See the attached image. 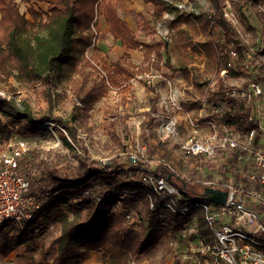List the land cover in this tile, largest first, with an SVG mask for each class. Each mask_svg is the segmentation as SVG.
<instances>
[{
	"label": "trees",
	"instance_id": "obj_1",
	"mask_svg": "<svg viewBox=\"0 0 264 264\" xmlns=\"http://www.w3.org/2000/svg\"><path fill=\"white\" fill-rule=\"evenodd\" d=\"M209 2L210 12L193 16L199 29L213 38L216 50L218 71L215 79L206 83L211 103L215 106L228 91L246 90L250 84L241 88L226 85L222 72L234 73L233 67L237 62L234 56L238 57L240 66L250 63L252 81L264 91V63L260 61V56L264 55V31L257 49L245 45L227 16L226 5L229 2L248 28L256 31L252 22L255 17L252 15L253 8L264 5V0ZM0 14V69L7 74L15 72L16 79L28 87L45 86L44 94L49 101L53 74L60 77L68 70L78 74L77 109L85 114L92 110L109 86L128 90L140 74L152 69L161 70L162 67L175 70L167 40H139L105 0H53L47 12L33 11L30 18L21 14L16 0H0ZM99 18L109 26L115 42L130 50H142L143 66L117 62L106 78L90 80L93 73L102 72L88 57L98 38ZM178 53L180 71L185 80L201 89L192 77L190 67L194 64L193 57L183 55L179 50ZM82 61L85 68L80 69ZM87 68L93 73H87ZM146 86L153 98L148 119L142 124L145 137L147 130L160 127L161 116L167 115L157 90L151 85ZM229 104L227 113L222 117L223 122L237 125L246 133L251 127L246 123L250 114L248 105L235 99ZM182 108L184 112L192 113L202 110V104L183 103ZM1 116L14 123L26 121L36 133L46 131L39 127L40 120L34 118L29 108L18 107L13 100L0 99V151L12 140L10 128ZM58 125L66 130L72 143L63 137L64 144L70 149L72 146L80 148L82 154L77 156L76 164L67 154L56 156L54 163H29L32 167L37 166L29 177V196L34 201L29 210L33 218L16 226L13 236L5 233L8 225L0 226V259L20 251L32 255L37 250L39 235L36 233H48L53 225L60 224V234L39 254V259L31 258L26 264H83L92 252L100 254L102 264H133L139 257H150L164 242L167 252L162 264L173 255L180 257L175 264L212 263L211 257L201 254L205 244L214 242L204 210L201 207L192 208L187 216L173 213L163 207L165 199L153 194L143 181L148 173L165 179L179 191L181 199L178 203L189 206L196 202L208 203L203 198L204 192L219 189L205 187L203 182L209 180L207 177L199 176L196 180L182 176L169 166L167 157L156 165L150 151L148 159L140 156L132 162V155L128 154L104 163L94 159L81 145L74 127L68 126L62 119H58ZM33 153L30 150L29 162L34 161ZM230 154L228 165L236 173L233 184H245L242 170H246L247 166L241 161L242 155L239 151H231ZM193 158L201 169L208 167L204 163L205 156L196 155ZM219 190L227 192L224 188ZM148 195H152L153 210Z\"/></svg>",
	"mask_w": 264,
	"mask_h": 264
},
{
	"label": "rangeland",
	"instance_id": "obj_2",
	"mask_svg": "<svg viewBox=\"0 0 264 264\" xmlns=\"http://www.w3.org/2000/svg\"><path fill=\"white\" fill-rule=\"evenodd\" d=\"M105 1L116 10L120 17L128 21L133 33L140 40L147 42L167 40L175 70L166 67H162V70L152 69L139 75L138 80H133L128 90L108 87L104 96L91 111L85 114L77 109V90L80 85L78 74L70 70L60 77L53 74V87L49 101L44 94L45 86L28 87L16 79L15 72L9 71L10 73L7 74L0 69V99L13 100L18 107L29 108L34 118L40 120L38 122L40 128H51V131L46 129L43 133H36L26 121L14 123L1 116L3 122L10 128V133L17 132L16 134L28 142L30 150L34 151L33 162H29L28 158L22 162L26 176L29 178L40 162L54 163L56 156L62 154H67L68 158L76 164L77 156L82 154V150L75 146L70 149L64 144L63 137H66L70 144L72 143L66 130L58 125V119H62L68 126L78 131L79 141L87 152L94 159H99L104 163L116 156L125 157L128 154L133 158L142 156L148 159L150 151L156 161H162L167 157L169 166L182 176L194 177L196 180L200 178L199 176H205L209 179L207 181L219 183L222 181L235 182L236 173L228 165L231 150L216 152L214 157L206 158L204 163L208 167L204 170L200 168L195 158L187 157L182 150V145L191 137L206 139L210 134V129L202 122L213 118L214 105L211 103L210 91L206 83L213 81L218 71L216 50L213 38L199 29L193 16V14L210 12L209 0ZM16 3L21 14H26L29 7L35 4L33 0H16ZM226 5L228 17L238 30L243 43L257 49L262 40L261 33L264 31V5L259 4L253 8L252 15L255 17L252 22L256 31L248 28V24L240 19L236 9L231 7L229 2H226ZM101 27L104 29V25ZM1 32L0 27V35ZM100 37L102 46L98 47L94 54L90 53L88 57L100 66L102 72L93 73L92 69L87 68V73H93L90 80L101 81L106 78L105 76L114 70L117 62L141 66L140 51H131L132 56H129L125 53L127 50L114 44L109 35L100 34ZM178 50L183 55L193 57L194 64L190 67L192 77L201 89L185 80L180 71ZM235 61L237 62L233 67L234 73L228 74L224 71L222 78L225 79L227 86L241 88L252 82L253 72L252 68L240 66L238 57ZM260 61L264 63V55L260 56ZM79 68H85L84 61L80 63ZM146 85L156 88L161 102L176 101L180 104L200 102L202 110L193 112L187 120L184 115H178L176 111L170 110V113L161 117L178 120V135L170 136L162 133L161 127H154L147 130L145 137L142 124L148 119L147 114L153 98ZM192 119L196 125L195 128L191 125ZM240 134L241 137L245 136V133L241 131ZM9 145L0 152L8 150ZM29 163L36 165L32 167ZM15 228L16 226L11 224L7 226L5 233L13 236ZM60 232V224L53 225L48 233L37 232L36 235H39L36 240L37 250L32 255L24 251L12 253L5 259H0V264H26L31 258L39 259V254L48 248L52 239ZM166 249L167 244L164 242L155 253L153 252L150 261L146 264H161L164 253L167 252ZM98 257L101 260L100 254Z\"/></svg>",
	"mask_w": 264,
	"mask_h": 264
},
{
	"label": "built area",
	"instance_id": "obj_3",
	"mask_svg": "<svg viewBox=\"0 0 264 264\" xmlns=\"http://www.w3.org/2000/svg\"><path fill=\"white\" fill-rule=\"evenodd\" d=\"M95 41L97 42V38ZM234 57L237 58V56ZM249 66L250 63L247 62L246 67L249 68ZM98 69L100 70L99 67ZM234 99L244 101L250 110L246 123L251 127L244 137H241L242 130L237 125L224 123L222 120L229 109L230 101ZM162 104L167 113L173 110L178 115H184L186 120L189 119L190 115L184 112L182 104L176 101L162 102ZM212 115L213 118L203 122L210 129L206 139L191 137L182 145V150L187 157L203 155L206 158L214 157L216 152L229 150L241 153V161L247 166L246 170H242L245 184L240 182L239 185L234 186L233 183L224 181L203 182L207 188L218 187L227 190L225 205L213 207V204L202 202L189 206L180 205L179 191L170 186L165 179L148 173L143 177V181L153 194L165 199L163 207L173 213L187 216L192 208L201 207L204 210L207 223L214 235V242L205 244L201 254L211 257V264L223 262L225 264H264L263 88L252 81L246 90L228 91L223 100L213 106ZM165 119L161 118L162 133L177 136L178 120ZM191 125L194 128L196 126L193 119ZM46 129L51 128L46 127ZM16 133H12L9 149L0 153V226L11 224L18 226L33 218L29 210L34 204L29 196L30 179L26 176L22 165L29 155L30 147L28 142ZM138 158L139 156L132 157L131 160L136 162ZM155 164L160 165L161 161H156ZM148 198L151 202L150 208L153 210L152 195H148Z\"/></svg>",
	"mask_w": 264,
	"mask_h": 264
},
{
	"label": "crops",
	"instance_id": "obj_4",
	"mask_svg": "<svg viewBox=\"0 0 264 264\" xmlns=\"http://www.w3.org/2000/svg\"><path fill=\"white\" fill-rule=\"evenodd\" d=\"M53 0H33V2L35 3V4H32L33 6V8L32 7H29V12L27 11V13H26V16L29 18V16H30V13L31 12H33V11H35V12H41V13H45V12H47L48 11V9H49V7H50V4H51V2H52ZM111 6V5H110ZM112 7V6H111ZM113 8V7H112ZM114 9V8H113ZM115 10V9H114ZM115 12H116V10H115ZM117 13V12H116ZM117 15L120 17V15L117 13ZM123 21H125L127 24H128V21L127 20H125V19H123L122 17H120ZM102 25H104V29H103V27H101ZM128 26H129V24H128ZM98 28H99V34H98V38H97V42H96V45H95V47L94 48H91L90 49V51H89V53H88V55L90 54V53H93L94 54V52H95V50L98 48V47H101L102 46V43L100 44V40H101V37H100V34H105V35H109L110 37H111V40H112V42L114 43V44H118L119 46H122L120 43H118V42H115V40H114V38H113V36H112V34H111V32H110V28H109V26L104 22V21H102L101 20V18H99L98 19ZM129 28H130V26H129ZM130 30L132 31V29L130 28ZM133 32V31H132ZM134 34V33H133ZM135 35V34H134ZM136 36V35H135ZM137 37V36H136ZM138 38V37H137ZM139 39V38H138ZM140 40V39H139ZM142 41H145V40H142ZM149 42V41H148ZM123 48H125L126 50H127V52H125L127 55H131L132 56V54L130 53L131 51H133V52H135V51H140L141 52V56L139 57L140 59H139V61L140 60H142V64H141V66H143V52H142V50H130V49H128V48H126V47H124V46H122ZM89 57H90V55H89ZM132 58V57H131ZM97 67H99L100 68V66L97 64V63H94ZM140 66V67H141ZM135 67H137V66H135ZM139 67V66H138ZM162 70V69H161ZM141 75V74H140ZM139 77V76H138ZM136 80H138V79H136ZM192 84V83H191ZM132 85V84H131ZM109 86V85H108ZM109 88H111L110 86H109ZM112 89V88H111ZM156 89V88H155ZM158 92V91H157ZM161 101V100H160ZM162 103V102H161ZM193 113V112H192ZM192 113H187V114H189V115H192ZM158 250V249H157ZM156 250V251H157ZM154 253H155V251H154ZM166 255V252L164 253V256ZM99 254L97 253V252H92L91 254H90V258L88 259V260H86L83 264H102V262H101V260H99ZM150 258H151V256L150 257H139V258H137L135 261H134V263L133 264H146L148 261H150ZM163 259V258H162ZM180 261V257L179 256H177V255H173L168 261H166L165 262V264H175V263H177V262H179ZM161 264H162V261H161Z\"/></svg>",
	"mask_w": 264,
	"mask_h": 264
},
{
	"label": "water",
	"instance_id": "obj_5",
	"mask_svg": "<svg viewBox=\"0 0 264 264\" xmlns=\"http://www.w3.org/2000/svg\"><path fill=\"white\" fill-rule=\"evenodd\" d=\"M203 198L206 202L213 205H225L227 200V193L217 189H207Z\"/></svg>",
	"mask_w": 264,
	"mask_h": 264
}]
</instances>
